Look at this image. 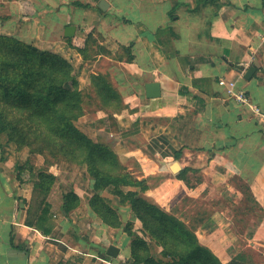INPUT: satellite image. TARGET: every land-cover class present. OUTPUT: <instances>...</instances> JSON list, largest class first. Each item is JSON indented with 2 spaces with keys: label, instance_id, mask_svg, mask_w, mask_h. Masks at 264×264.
<instances>
[{
  "label": "crops",
  "instance_id": "0c3cea01",
  "mask_svg": "<svg viewBox=\"0 0 264 264\" xmlns=\"http://www.w3.org/2000/svg\"><path fill=\"white\" fill-rule=\"evenodd\" d=\"M0 35L69 60L84 91L97 95L91 77H104L120 103L85 109L78 129L221 264H264V115L220 84L264 111V0H0ZM150 83L160 97H146ZM29 155L0 142V264H131L130 206L115 199L122 227L105 224L85 166L33 193L20 176ZM35 164L38 181L44 159ZM70 193L79 204L66 213Z\"/></svg>",
  "mask_w": 264,
  "mask_h": 264
},
{
  "label": "trees",
  "instance_id": "16d2710c",
  "mask_svg": "<svg viewBox=\"0 0 264 264\" xmlns=\"http://www.w3.org/2000/svg\"><path fill=\"white\" fill-rule=\"evenodd\" d=\"M88 44L91 46V41ZM92 78L101 106L120 103L104 77ZM84 96L69 60L0 35V135L5 134L8 143L20 150L25 147L45 161L54 158L68 165L85 166L97 192L90 204L108 226L121 228L122 221L101 193L111 189L122 206L129 205L145 234L163 248L162 257L153 256L148 242L135 234L134 222H128L123 229L133 237L131 264H221L199 243L192 228L145 198L148 185L126 170L111 147L96 143L78 129L76 122L85 113ZM26 166L28 162L20 172ZM54 183V174L43 171L34 193L45 198ZM78 204V197L68 194L66 213Z\"/></svg>",
  "mask_w": 264,
  "mask_h": 264
},
{
  "label": "rangeland",
  "instance_id": "374dc122",
  "mask_svg": "<svg viewBox=\"0 0 264 264\" xmlns=\"http://www.w3.org/2000/svg\"><path fill=\"white\" fill-rule=\"evenodd\" d=\"M91 82L94 83V79L92 77H91ZM80 89H81V87H80ZM82 91L85 94V96H84V99H85L84 100V105H85V109L86 110L90 111V110L96 109V108H98L100 106V102H99V100L96 97L97 95H95V93H94V91L92 89H89V90H86V91L82 90ZM0 142L8 143V139H7V136L5 134L0 135ZM8 144H12V147L14 148V145H15L14 143H8ZM15 146L17 147V145H15ZM23 149H27V148L24 147ZM38 157H42V156L30 153V155H29V157L27 159V162L29 163V167L26 166L24 168V170H22V172L20 173V176L25 178L27 186H28V189L33 190V193L36 191L35 187H36V183H38V181L34 180L35 171H37V168L35 166L36 165L35 161H36V159ZM77 167L78 166L68 165V164L63 163L60 160H56L54 158H48L47 161L44 160L43 171H45V172L49 171L52 174H54L55 183H56L58 178L62 179L61 176H58L59 173L63 174L62 175L63 177L68 176L70 178L71 176H69V174L73 173L72 170L74 168H77ZM67 184L68 185L71 184V181H69ZM104 194L106 196L105 198L108 199V201H110L111 204H113L115 199L118 200V198L115 197V195L113 194V191L111 189L106 190L104 192ZM145 198L148 201L156 204V202L153 200V198L148 197L146 195H145ZM138 226H139V228L136 229L135 228V223H134V232H135V234L140 236V237H142V238H144V240H146L148 242V244L151 247V253H152L153 256L162 257L163 248L161 246H157L155 242L150 240V237L148 235H146L145 232L143 231V226H142L141 222L138 223ZM128 237H129V239L132 242L133 237H130V236H128Z\"/></svg>",
  "mask_w": 264,
  "mask_h": 264
},
{
  "label": "water",
  "instance_id": "95a60500",
  "mask_svg": "<svg viewBox=\"0 0 264 264\" xmlns=\"http://www.w3.org/2000/svg\"><path fill=\"white\" fill-rule=\"evenodd\" d=\"M101 8L105 9L106 8V2L102 1L101 2ZM75 34V28L74 27H68L66 31V36L67 37H73ZM255 72V68H250L245 76V79L249 80L251 79L253 73ZM161 96V86L159 83H150L146 85V97L148 99H155ZM173 172H178L179 171V165L175 163L173 165ZM108 255L111 257L116 258L118 256L119 250L115 246H110L108 249Z\"/></svg>",
  "mask_w": 264,
  "mask_h": 264
},
{
  "label": "built area",
  "instance_id": "2783aa9c",
  "mask_svg": "<svg viewBox=\"0 0 264 264\" xmlns=\"http://www.w3.org/2000/svg\"><path fill=\"white\" fill-rule=\"evenodd\" d=\"M244 66L245 68H247L248 64H244ZM220 84L226 87L227 93L235 102L250 106L255 113L264 115V111L257 105L253 104L248 94L243 90H239L235 82L226 83L224 81H221Z\"/></svg>",
  "mask_w": 264,
  "mask_h": 264
}]
</instances>
